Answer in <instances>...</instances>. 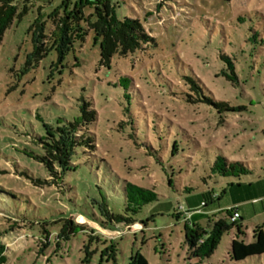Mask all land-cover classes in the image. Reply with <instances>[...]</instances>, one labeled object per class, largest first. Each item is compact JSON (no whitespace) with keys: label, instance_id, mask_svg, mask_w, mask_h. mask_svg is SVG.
<instances>
[{"label":"rangeland","instance_id":"1","mask_svg":"<svg viewBox=\"0 0 264 264\" xmlns=\"http://www.w3.org/2000/svg\"><path fill=\"white\" fill-rule=\"evenodd\" d=\"M99 1L21 0L0 43V264H132L139 254L149 264H233L231 241L245 239L235 226L210 258L191 255L187 242L188 227L211 231L221 218L234 222L232 211L193 224L180 206H227L236 179L213 173L219 155L248 163L254 174L245 182L264 174V0H108L119 19H138L152 37L110 65L86 22ZM76 6L79 21L69 15ZM36 45L48 49L41 58ZM223 56L236 80L222 74ZM187 77L242 109L220 114L188 102ZM85 102L96 111V150L78 147L76 169L63 175L55 166L51 175L37 159L48 131L64 132L69 155L74 132L64 126ZM123 180L159 194L129 214L130 225L101 209L104 196L112 212L126 213ZM65 219L75 233H63ZM262 220L247 223L248 242ZM238 264H264V255Z\"/></svg>","mask_w":264,"mask_h":264},{"label":"trees","instance_id":"2","mask_svg":"<svg viewBox=\"0 0 264 264\" xmlns=\"http://www.w3.org/2000/svg\"><path fill=\"white\" fill-rule=\"evenodd\" d=\"M20 2L21 0H0V43L2 42L5 31L18 14ZM93 8L94 12L86 18V22L89 28L93 29L97 37L101 40L103 64L110 65L112 58L116 54L122 56L128 55L130 52H134L141 48L142 44H146L152 40V37L147 33L145 27L138 19H119L115 7L111 6L108 0H100ZM23 12H27V6H25ZM69 15L76 21L80 20V13L77 6ZM68 18L69 17L66 16L64 20L67 21ZM46 51H48V49L36 45L34 51L35 58L43 57ZM223 59L228 66L222 71V74L229 80H236L237 73L235 63L230 57L223 56ZM187 80L190 83L191 92H193L185 93L184 96L188 102L208 103L215 107L220 114L236 112L242 109L241 106H233L227 101L217 100L209 96L204 85L196 78L187 77ZM123 81L125 82L127 80L124 79ZM89 106L90 104L85 102L84 106L81 108V115L64 126L72 130L74 134L83 129V133L80 136L72 135V139L69 141V155H67L66 145L63 142L64 132L62 130H57L55 132L51 130L48 131V137L47 139L45 138V154L39 156L37 159L45 164L51 175L56 173L53 171L55 166L62 168L63 175L69 170L76 169L72 160L75 153H77L78 147H81L85 154L88 149L92 151L96 150L97 145L95 143V138L89 128L96 120V111L89 109ZM126 111H128L127 108ZM64 164L70 167H66ZM212 171L215 174L236 179V182L234 181L229 185V192L231 191L234 197L240 198L241 196L249 195L254 192L255 184L243 181V177L252 176L254 174V171L250 168L248 163L240 160H229L225 156L219 155L212 166ZM41 182L40 179H34V183L36 184ZM119 183L124 193L126 213L112 212L104 196H102L101 209L110 222L130 225L134 219L130 217L129 214L131 212L138 213L146 205L156 202L159 199V194L152 189L141 187L127 180H123ZM219 198L220 196L217 195V199ZM192 204L193 203L188 201L189 207L192 206ZM199 204H201L202 207L206 205L205 201H200ZM240 220L241 218H239V221L230 222L226 218H221L215 222L211 231L202 228L190 229L188 227L187 242L190 247L191 255L201 260L210 258L218 247L222 235L234 226L238 228L240 235H244L245 232ZM65 221L66 224L63 233L66 234L68 227L71 234L75 233L77 225L69 219H65ZM14 229L15 227L11 226L9 231H13ZM1 247L0 260L3 261L5 246L2 245ZM230 254L234 261L233 264H238L249 258H261L264 255V226L260 225L255 228L254 241L252 242H246L240 238L233 239L230 244ZM132 264H149V262L142 254H139Z\"/></svg>","mask_w":264,"mask_h":264},{"label":"crops","instance_id":"3","mask_svg":"<svg viewBox=\"0 0 264 264\" xmlns=\"http://www.w3.org/2000/svg\"><path fill=\"white\" fill-rule=\"evenodd\" d=\"M251 183H254V192L252 194H247L244 196H241L240 198H236L233 196V194L230 193V199L225 208L218 207L211 211H202L201 204L198 202H195L192 204V206L189 207L190 210V217L193 223L197 224L200 223L204 219H208L211 213H215L218 211H223L230 209L232 207H235L238 209L239 213L241 214V224L245 231L249 225H247L248 222L253 220L255 217H262L264 214V174L259 175L253 180L250 181ZM208 206L206 204L203 207ZM261 223H264V220L260 222V225H263ZM257 227V226H256ZM248 230V229H247ZM245 231V234L243 235L246 242H248L246 239L249 238L248 231ZM209 231V230H208ZM233 240V239H232Z\"/></svg>","mask_w":264,"mask_h":264},{"label":"built area","instance_id":"4","mask_svg":"<svg viewBox=\"0 0 264 264\" xmlns=\"http://www.w3.org/2000/svg\"><path fill=\"white\" fill-rule=\"evenodd\" d=\"M204 204V203H203ZM180 209L183 212H187V208L185 206H180ZM230 211H232V219L234 221L238 220L241 217V214L239 213L238 209L235 207L230 208Z\"/></svg>","mask_w":264,"mask_h":264}]
</instances>
